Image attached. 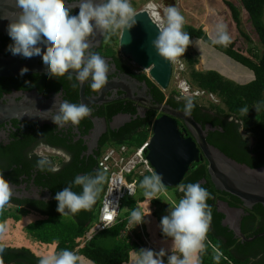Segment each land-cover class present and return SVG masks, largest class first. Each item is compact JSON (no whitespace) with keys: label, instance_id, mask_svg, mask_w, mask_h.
I'll use <instances>...</instances> for the list:
<instances>
[{"label":"flooded vegetation","instance_id":"1","mask_svg":"<svg viewBox=\"0 0 264 264\" xmlns=\"http://www.w3.org/2000/svg\"><path fill=\"white\" fill-rule=\"evenodd\" d=\"M9 1L15 5V0ZM84 2L87 0H60L61 5L69 10L70 16L78 15L79 6ZM92 2L94 5H101L106 0H92ZM129 2L134 9V14L143 10L147 11V7L150 6L149 0H129ZM12 4L11 6H13ZM9 19L11 22H15L17 17L10 16ZM90 23L93 31L85 38L89 47L85 50L83 59L86 61L92 54H99L108 66L107 81L97 92L91 89L92 77L90 75L87 80L83 81L85 96L84 99L81 97L82 82L77 79L75 74L83 70V65L81 69H68L67 73L63 75H54L48 72L18 77H0V175L8 182L12 193L9 204L4 207L5 210L17 212L19 209H24L44 215V208H51L52 203L55 202V196L49 187V182H51L49 174L59 173L63 166L72 162L73 153L70 149L81 151V167L84 165V171L79 176L90 175V178H96L101 175L96 167L97 161L106 150L105 147L109 144L110 139H116L123 132L134 128H138L137 132L148 130L149 125L147 124L151 125L149 129L151 134L153 122L164 115L161 110H156L158 106L189 113L176 108L171 103L172 100L174 103L184 102L204 107V113L213 116V123L207 122L201 125L203 128L211 126L216 130L207 132V142L216 149L220 150L221 146L223 148L230 146L236 156H245L250 160L258 159L264 155V150L261 152L257 150L258 146L253 134L247 132L242 125L240 126L241 121L236 116L226 118L218 114L202 103L201 98L189 100L180 97L177 89L165 93V99L161 101L154 88L141 79L145 73L142 72L144 70L135 68L132 60L122 53L120 38L124 25L118 28L113 26L104 29L97 26L94 20ZM8 25H0V56L4 57L13 55L9 48L14 44V41L8 35ZM36 47L40 48V54H34L31 58L16 54L20 64H31L33 69L47 70L43 64L44 55L48 50L47 44L41 41ZM27 95H32L44 103L45 108L42 109L44 113L50 109L51 120L45 119L41 123L35 120L28 121L23 118L12 119L10 117L9 109L21 105ZM64 101L73 104L82 103L92 111L77 125L72 124L71 121L63 122L62 126L58 125L54 122V117L60 114V106ZM52 108H54V112ZM124 116H137V118L114 130L112 124L117 118ZM222 121L232 127L228 130L218 127ZM178 123L181 131H185L184 123L180 120ZM234 134L239 135V143L233 144ZM185 135L188 138L191 137L188 130ZM41 144L44 145L43 148L39 147ZM38 148L40 156L35 154V150ZM30 153L31 157H29ZM44 157H47L48 163L45 164V170L42 171L37 166V161ZM200 163L207 164L208 171L207 160L204 158ZM53 167H57L59 170L56 172L48 170ZM210 182L211 178L208 173V176L201 179L199 184L206 187ZM96 187L103 188L102 183ZM174 191L184 195V192L180 191V187ZM214 199L216 210L218 203L222 202L227 203L232 209L244 208L238 198L225 192L216 193ZM260 206L256 205L252 210H245V216L242 217L241 222L243 234L258 229L261 224H264V219L257 212L260 210ZM99 207L100 201L97 197L91 207L92 214L97 213ZM213 219L211 218L212 221ZM234 221L231 217L226 224L223 223V229L228 236L232 234L235 237L234 232L231 231ZM209 229L214 234L212 224H209Z\"/></svg>","mask_w":264,"mask_h":264},{"label":"trees","instance_id":"2","mask_svg":"<svg viewBox=\"0 0 264 264\" xmlns=\"http://www.w3.org/2000/svg\"><path fill=\"white\" fill-rule=\"evenodd\" d=\"M224 3L230 9L234 21L239 27L240 13L238 9L231 2L224 0ZM242 4L249 14L258 33L263 46L262 53L255 51V49H253L254 47H251L249 50L236 48L234 42L228 44L227 47L213 45L210 37L202 30V28L197 29L196 27L183 26L182 32L189 35L190 41L193 39L201 40L230 59H233L238 64L248 68L254 74V81L246 85H240L226 79L216 71L197 72L194 69V65H196L198 61L193 58L191 54H187L185 58L192 67L190 83L193 88L213 94L222 101L220 105L211 104L209 108L226 118L229 116H236L239 121H241L240 126L242 125L247 132L254 135L258 146L257 150L261 152L264 150V27L262 23V17L264 15V0H242ZM244 36L251 42L248 36ZM141 79L154 88L156 95L160 97L161 101L165 99V92H163L146 75H143ZM180 97L182 96L180 95ZM171 103L180 110L190 112L200 124H206L207 122L213 123L214 121L213 116L204 113V107L192 105V108L189 109V104H185L184 102L174 103L172 100ZM245 107L248 111L247 113H242L241 109ZM147 125H149L148 130L137 132L138 128H134L130 131L123 132L116 139H110V146L126 144L131 147H141L148 142L151 137L149 130L151 125ZM218 127L228 130V128H231L232 126L222 121ZM233 137V144L239 143V135L234 134ZM70 150L73 153L72 162L63 166L59 173L55 175L49 174L51 181L49 182V187L53 196H56L58 192L65 188H70L71 191L78 195L83 192V186L74 183L75 177L83 174L84 171V165L81 167V151L75 149ZM220 150L232 160L247 165L252 169L264 168V155L260 156L258 159L250 160L245 156H236L230 146H225L224 148L221 146ZM196 166L195 169H190L185 177L183 185L186 186L189 183H199L201 179L208 176L207 164L204 165L200 163ZM96 167L99 170V173L103 175L104 173L99 168V160L97 161ZM151 175V173L146 174V176ZM144 177L145 176L140 177L136 198H129L131 201L124 206V208H127V212L124 217L121 216L120 222H118L113 228L101 233L91 242L84 244V237L90 227L98 220L101 204L99 207V215L97 213L92 214L91 208L89 210H81L76 214H71L69 210L65 208V213H67V215H63L57 211L58 201L56 199L55 202L52 203L51 208H44L45 213L43 216L46 217L45 219L37 220L26 227L28 237L39 245L53 246L54 254L59 253L64 249L73 251L79 257L78 264L80 263V258H84L93 264L129 263L131 260V251L135 250L139 255L144 251L141 248V245L133 242L128 237H122V233L128 223L125 220V217L130 216L133 210H140V203L147 200L143 194H140L141 190H143L142 192L146 190L140 187V182ZM202 187L207 189L211 194V198L208 199L206 203L211 208V218H214L213 221L210 220L214 234H212L209 229L203 242L204 248L198 254L200 264H217V261L214 259L216 256L220 257L218 264H264V236L253 242L242 243L240 239H236L232 234L231 236L226 235L225 230L223 229V215H219L214 206V196L219 192L211 182L206 187ZM162 190L167 191L171 189L161 186V190L158 193H162ZM176 195L179 201L184 198V195L178 194V192ZM154 203L156 202L154 201ZM259 209L260 210L257 211L258 215L264 219V207L260 206ZM32 213L34 212L24 209H19L17 212L7 211L4 208L0 210V235L5 228L7 221L15 220L17 222L21 220L22 215ZM59 215H62L67 219H60L57 217ZM263 232L264 224H261L260 228L254 229L253 231L250 230L244 234L247 238H252ZM161 235L167 239H174L173 237L166 235L163 231L161 232ZM0 248L4 250L2 254L3 264H39V260L43 258L36 256L27 248L19 249L8 247L1 242ZM168 260L169 258L167 259V262Z\"/></svg>","mask_w":264,"mask_h":264},{"label":"clouds","instance_id":"3","mask_svg":"<svg viewBox=\"0 0 264 264\" xmlns=\"http://www.w3.org/2000/svg\"><path fill=\"white\" fill-rule=\"evenodd\" d=\"M149 5L156 6L153 3ZM15 8L19 11L11 15L16 16L17 19L8 25V35L14 41L9 48L11 53L31 58L34 54H40L41 50L36 45L44 41L48 48L43 58L44 67L50 69L54 75H63L68 69H81L83 65V70L79 72L77 79L83 82L91 75V89L94 92L105 85L108 66L99 54H92L86 61L83 59L85 50L89 47L85 38L93 31L90 21L94 20L97 26L104 29L113 26L118 28L126 25L134 14L129 0H106L101 5H94L92 0H87L80 4L76 16H70L69 10L61 5L60 0H15ZM7 18V15L0 16V19ZM184 23L185 17L177 8L167 9V27L155 41L161 56L176 60L185 52L190 37L181 31ZM215 31L216 35L210 37L211 43L227 47L231 43L227 25L219 22L215 25ZM188 108H192L191 103ZM91 111L82 103L73 104L64 101L60 106V114L54 117V122L62 126L63 122L71 121L72 124L77 125L88 117ZM247 111L246 107L241 109L242 113ZM39 147L43 148L44 145L41 144ZM35 154L41 155L39 148L35 150ZM46 163L48 160L44 157L37 161V166L43 171ZM48 170L56 172L59 169L53 167ZM104 179V175H98L96 178L76 176L74 183L83 186L82 194L78 195L70 188L58 192L55 196L58 201L57 211L67 215L65 208L71 214L89 210L96 202L100 191L96 185L102 183ZM140 187L146 189L143 193L144 197L151 199L161 190L160 177L145 176L140 182ZM180 191L184 192V198L175 204L170 216H165L161 220L162 231L174 238L175 249L182 255V258L177 255L170 256L168 264H200L198 253L204 248L203 242L211 220V208L206 203L211 198V194L199 183L181 185ZM11 195L8 182L0 175V210L9 204ZM148 214V211L142 213L140 210H133L129 223H139L142 217ZM3 252L4 250L0 248V264H3ZM163 255V251L154 254L153 251L146 250L140 253L136 264H163L158 258ZM214 259L218 264L220 257L216 256ZM78 262L79 257L68 249L39 260V264H78Z\"/></svg>","mask_w":264,"mask_h":264},{"label":"water","instance_id":"4","mask_svg":"<svg viewBox=\"0 0 264 264\" xmlns=\"http://www.w3.org/2000/svg\"><path fill=\"white\" fill-rule=\"evenodd\" d=\"M9 0L0 1V16L7 15V19H0V25H8L11 13L18 12L15 5L11 6ZM159 26L154 23L146 10L134 14L123 26L120 38L122 53L142 70L149 71L150 79L162 90L170 88L174 68L172 60L160 55L155 46V41L161 34ZM31 64H20L18 55L9 57L0 56V77H18L32 73H48L50 69H33ZM35 67V65H34ZM67 73V72H65ZM79 74V73H78ZM78 74H75L78 77ZM84 82L81 83V97L85 94ZM50 104V102H48ZM44 103L36 97L27 95L21 105L9 109L12 119L23 118L26 120H51L50 109L43 112ZM164 115L155 120L149 145L146 150L147 159L160 177V184L169 189H178L190 169L200 163L204 158L208 162V173L215 189L238 198L243 209H232L227 203H218L217 212L224 216L223 223L229 218L235 221L231 225V231L242 243H249L264 236V232L252 238H247L241 230L242 217L245 210H252L254 206L264 207V168L252 169L240 164L226 156L222 151L211 146L207 142V132L216 131L211 126L203 128L195 121L191 114H187L172 108L156 107ZM53 112H54V108ZM135 117L124 116L117 118L112 124L115 130L120 125L131 122ZM178 120L186 127L181 131ZM191 137H186V131ZM203 155V156H202Z\"/></svg>","mask_w":264,"mask_h":264},{"label":"rangeland","instance_id":"5","mask_svg":"<svg viewBox=\"0 0 264 264\" xmlns=\"http://www.w3.org/2000/svg\"><path fill=\"white\" fill-rule=\"evenodd\" d=\"M149 1L150 3L155 4L158 8L160 7V9L156 8V11L159 17L164 20L166 25L167 9L169 7H175L185 17V23L183 26L196 27L197 29L202 28V30L206 32L209 37H212L216 35L215 25L219 22H223L227 25V31L231 37V42L235 43L236 48L249 50L251 47H254L253 49H255V51L260 53L263 52V46L258 33L253 25L252 20L250 19L249 14L242 4V0H225L231 2L238 9L240 13L239 27L234 21L233 15L227 5L224 3V0H163V4L162 0ZM262 18L264 27V15ZM244 35L248 36L251 42L248 41ZM187 54H191L192 57L198 61L197 64L194 65V69L197 72L216 71L223 75L226 79L240 85L249 84L255 79L253 72H248V68L242 66L241 64H237L236 61L220 53L218 50L207 45L203 41L193 39L189 42L185 52L180 57L176 58V60H174V74L172 76L169 90L164 91L166 94L172 89L185 90V88L188 87L192 90L194 89L190 83L192 67L185 58ZM142 72H145L144 75L150 79L149 73L147 71ZM201 99V102L207 106H210L211 104L220 105L222 103V101L217 96L212 97L209 94L201 96ZM109 147L110 144H108L105 149H108ZM103 175L105 177L104 181L102 182L103 188H99L100 191L98 193L100 204H102L104 191L107 187V175ZM174 190L176 189L167 190L166 193H164L165 191L162 190V193H156L154 197L147 199L139 205L140 211L142 213H147V211L149 212L148 215H144L142 217L144 218L143 220L146 229V236L149 243L159 251L170 253L168 255L166 254L164 257L166 263L167 258L173 254L177 255L179 258H182V255L175 249L174 239H167L161 235L162 218L165 216H170L174 210L175 204L179 202ZM142 191L143 190H141L140 194L144 193ZM153 200L156 203H154ZM129 201H131V199L126 198L123 202V206H126ZM97 214L99 215V211H97ZM124 215L125 213L122 214L123 217ZM57 217L60 219H67L62 215ZM45 218L46 217L43 215L32 213L22 215L21 220L17 222L15 220L7 221L6 226L0 235V242L8 247L19 249L27 248L38 257H47L53 255V246L39 245L33 242L28 237L26 232V227L30 223ZM130 256L131 260L127 264H136L137 260L139 259V254L133 250L131 251ZM79 264L93 263L85 260L84 258H80Z\"/></svg>","mask_w":264,"mask_h":264},{"label":"built area","instance_id":"6","mask_svg":"<svg viewBox=\"0 0 264 264\" xmlns=\"http://www.w3.org/2000/svg\"><path fill=\"white\" fill-rule=\"evenodd\" d=\"M154 8L156 9V6ZM150 17L161 31L167 27L161 18L158 22L151 15ZM172 63H174V60H172ZM134 67L141 69L137 65H134ZM178 91L182 97L189 100L201 98L206 94L212 97L215 96L202 90H192L189 87ZM148 145L149 141L138 148L126 144L110 146L102 153L99 159V168L107 175V187L103 196L99 218L85 234L84 244L91 242L101 233L117 225L122 214L127 212V208L123 206L124 200L136 197L140 177L146 176L148 173L155 175V171L146 156ZM125 220L128 223L122 237L130 238L133 242L141 245L144 251L151 250L154 254L160 253L147 239L143 218L139 223H129L130 216L125 217ZM165 256L166 254L158 258L163 259V264H168L164 260Z\"/></svg>","mask_w":264,"mask_h":264},{"label":"bare ground","instance_id":"7","mask_svg":"<svg viewBox=\"0 0 264 264\" xmlns=\"http://www.w3.org/2000/svg\"><path fill=\"white\" fill-rule=\"evenodd\" d=\"M148 8V13L155 19V20H157L158 22L160 21V17L158 16V14H157V12H156V9L154 8V6H152V5H150V6H148L147 7ZM133 65H135L134 63H133ZM145 71H147L148 73H149V71L148 70H145Z\"/></svg>","mask_w":264,"mask_h":264},{"label":"crops","instance_id":"8","mask_svg":"<svg viewBox=\"0 0 264 264\" xmlns=\"http://www.w3.org/2000/svg\"><path fill=\"white\" fill-rule=\"evenodd\" d=\"M237 64H238V63H237ZM247 70H248V72H250L249 69H247ZM164 193H166V191H165ZM155 210H156V209H155ZM160 252H161V251H160ZM163 253H164V252H163ZM164 254H167V255H168V254H170V253H166V252H165Z\"/></svg>","mask_w":264,"mask_h":264}]
</instances>
